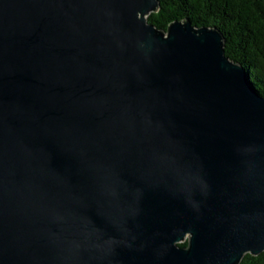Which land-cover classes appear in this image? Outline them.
<instances>
[{
  "label": "water",
  "instance_id": "obj_1",
  "mask_svg": "<svg viewBox=\"0 0 264 264\" xmlns=\"http://www.w3.org/2000/svg\"><path fill=\"white\" fill-rule=\"evenodd\" d=\"M157 7L0 0V264L264 251V96L220 31Z\"/></svg>",
  "mask_w": 264,
  "mask_h": 264
},
{
  "label": "trees",
  "instance_id": "obj_2",
  "mask_svg": "<svg viewBox=\"0 0 264 264\" xmlns=\"http://www.w3.org/2000/svg\"><path fill=\"white\" fill-rule=\"evenodd\" d=\"M177 20L220 31L225 55L244 67L255 91L264 96V0H158L157 10L147 16L158 29ZM239 264H264V251L246 253Z\"/></svg>",
  "mask_w": 264,
  "mask_h": 264
}]
</instances>
